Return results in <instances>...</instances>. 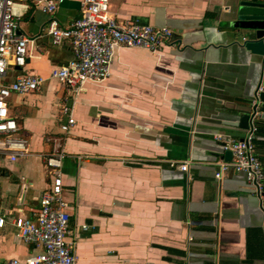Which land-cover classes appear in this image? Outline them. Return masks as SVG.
I'll list each match as a JSON object with an SVG mask.
<instances>
[{
	"label": "crops",
	"instance_id": "crops-1",
	"mask_svg": "<svg viewBox=\"0 0 264 264\" xmlns=\"http://www.w3.org/2000/svg\"><path fill=\"white\" fill-rule=\"evenodd\" d=\"M236 1L108 0L115 17L168 26L171 37L157 51L116 47L109 76L86 81L73 98L48 78L70 58L69 45L51 42L50 14L16 0L27 54L21 68L7 67L5 80L29 70L47 79L7 98L30 153L14 160L0 154L1 213L31 215L38 207L54 183L43 157L52 149L49 137L59 136L77 264H264L257 258L264 246L261 197L243 171L214 176L217 161L230 158L216 134L246 135L243 116L252 111L259 73L246 34L228 26ZM79 7L80 0H63L53 17L66 25ZM63 103L75 119L66 132L59 126ZM183 160L186 170L171 165ZM39 250L11 226L0 227V262Z\"/></svg>",
	"mask_w": 264,
	"mask_h": 264
},
{
	"label": "built area",
	"instance_id": "built-area-1",
	"mask_svg": "<svg viewBox=\"0 0 264 264\" xmlns=\"http://www.w3.org/2000/svg\"><path fill=\"white\" fill-rule=\"evenodd\" d=\"M15 1L0 0V154L11 160L30 151L27 137L19 134V126L8 112L7 98L12 92L26 93L39 89L47 79L29 70L18 72L12 79L5 80L8 66L21 68L25 64L29 39L27 35L18 32V20L13 13ZM30 1L50 14L45 31L51 42L56 45L66 42L69 45L70 58L64 63L54 65L48 78L64 84L73 98L86 81H101L109 76L116 47H138L157 51L171 37L168 26L158 27L137 19L115 17L109 10L108 0H80L79 15L66 25L59 24L53 17V12L63 0ZM60 112L66 117L59 126L62 132H66L75 122L72 106L63 103ZM254 130L252 119L243 138L216 134L223 150L229 151L230 158L217 161L214 176L219 179L227 169L243 171L247 181L263 199L264 173L251 141ZM49 139L53 141L52 149L43 158L54 183L41 193L38 207L31 215L18 212L5 216L0 210V227L11 226L17 238L40 247V250L24 258L9 257L0 264H77L74 247L77 234L68 236L69 214L60 180V166L65 152L61 146V137L53 136ZM75 156L77 159L81 158L80 154ZM171 165L186 170L188 161H171ZM80 227L88 229L89 225L83 223Z\"/></svg>",
	"mask_w": 264,
	"mask_h": 264
},
{
	"label": "water",
	"instance_id": "water-1",
	"mask_svg": "<svg viewBox=\"0 0 264 264\" xmlns=\"http://www.w3.org/2000/svg\"><path fill=\"white\" fill-rule=\"evenodd\" d=\"M228 20L232 33L242 31L246 34L242 37L244 47L255 56L259 67L252 111L243 116L249 119L250 126L254 117L264 119V0H237Z\"/></svg>",
	"mask_w": 264,
	"mask_h": 264
},
{
	"label": "trees",
	"instance_id": "trees-1",
	"mask_svg": "<svg viewBox=\"0 0 264 264\" xmlns=\"http://www.w3.org/2000/svg\"><path fill=\"white\" fill-rule=\"evenodd\" d=\"M255 130L252 136V143L254 146V152L261 161L262 171L264 173V119L258 118L254 120ZM262 189L264 192V178L262 179ZM264 204V195H263ZM257 258L264 260V246L257 255Z\"/></svg>",
	"mask_w": 264,
	"mask_h": 264
},
{
	"label": "rangeland",
	"instance_id": "rangeland-1",
	"mask_svg": "<svg viewBox=\"0 0 264 264\" xmlns=\"http://www.w3.org/2000/svg\"><path fill=\"white\" fill-rule=\"evenodd\" d=\"M11 238V235H8V239H10Z\"/></svg>",
	"mask_w": 264,
	"mask_h": 264
}]
</instances>
